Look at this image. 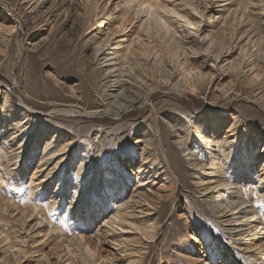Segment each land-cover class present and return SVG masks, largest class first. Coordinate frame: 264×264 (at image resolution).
<instances>
[{"label": "rangeland", "instance_id": "rangeland-1", "mask_svg": "<svg viewBox=\"0 0 264 264\" xmlns=\"http://www.w3.org/2000/svg\"><path fill=\"white\" fill-rule=\"evenodd\" d=\"M127 1L0 0V264H264V0ZM142 2L195 24L147 31Z\"/></svg>", "mask_w": 264, "mask_h": 264}, {"label": "bare ground", "instance_id": "bare-ground-1", "mask_svg": "<svg viewBox=\"0 0 264 264\" xmlns=\"http://www.w3.org/2000/svg\"><path fill=\"white\" fill-rule=\"evenodd\" d=\"M131 2H132V0H128L127 2H126V5L127 6H129L130 4H131ZM162 12V13H161ZM163 14H164V16L165 15H169V14H174L175 16L174 17H176L175 19L176 20H174V22H176V25L177 26H180L181 24L180 23H182V21H183V23H187L188 24V26H192V25H194L195 23L193 22V21H190V19L189 18H187V16L186 15H182V14H180V13H178V12H176L175 10H174V8H171V7H169L168 5H162L161 6V8H159L158 7V9L157 8H155L152 4H151V2H142V3H140V5L138 6V8H137V10L135 11V13H134V16L136 15V17H138L139 15H140V18H139V20H140V25L142 26V28H144L145 30H147V31H149V29H153V28H156V27H158V28H161V27H165V28H168L167 26H170L168 23H167V20L164 18V16H163ZM181 19H183V20H181ZM183 25V24H182ZM12 26L11 27H9V31L7 32V33H10L11 31H12ZM187 28H189V27H187ZM180 29H181V27H180ZM166 30H168V29H166ZM4 32V29H3V27L0 25V39L2 38L3 40H4V36L2 35V33ZM13 32V31H12ZM6 33V34H7ZM173 34L174 35H177V29H175L174 28V32H173ZM179 35V34H178ZM199 41L200 42H202V44L203 45H205V48H204V51L207 53V55H209V53H211V54H213V57H214V60L215 61H222V60H227V57L229 56L228 54L230 53H228L227 51V54L225 55L223 52H221L220 53V51L219 50H217L216 48H217V46H218V44H217V42H215L216 40L212 37V36H209V38L208 39H206V36H204V37H201L200 39H199ZM4 43H6V42H4ZM3 43V44H4ZM176 47V46H175ZM174 47V48H175ZM177 48H179V47H177ZM213 49H215L216 51L214 52V50ZM241 49H244V50H247V51H249V47H248V44L247 43H244L242 46H241ZM97 51H99V49H97ZM250 56H252L253 57V62H256V61H258V62H260V63H262V64H264V57H262V56H260L259 55V53H257V52H255V53H252V52H250ZM207 57V56H206ZM245 66H246V64H243L241 61H236V62H234V63H232V65L230 66V68H232L234 71H236L237 73H240L241 71H244V68H245ZM194 82V81H193ZM258 84V83H257ZM198 85V84H197ZM118 88H116V90H117ZM155 89V88H154ZM116 90H114V92L116 91ZM151 91L152 90H150V91H148L147 93H146V96L144 97V100L145 99H147L149 96H150V94H151ZM120 92H122V90H118L116 93H115V95L114 96H119V94L121 95V93ZM125 92V91H124ZM129 92V91H128ZM146 92V91H145ZM126 94H128V93H126ZM124 94L122 93V97H124L125 98V96H123ZM131 97V96H130ZM111 99V98H110ZM113 99H114V97H113ZM125 100V99H124ZM117 101V100H116ZM119 101H120V99H119ZM126 102V101H125ZM128 102V101H127ZM118 103V102H117ZM117 103L115 104V103H113V105L115 104V105H117ZM129 103V102H128ZM132 103V102H131ZM23 104H25V112H27V111H33L32 110V108L31 107H29V106H26V103L24 102ZM111 105V104H110ZM126 106L128 105V104H125ZM118 106H120V105H118ZM101 107H103V106H101ZM122 106H120L119 108H121ZM123 107H125V106H123ZM115 108V107H114ZM112 109V108H111ZM116 109V108H115ZM60 110H62V111H64V112H74L72 109H68V110H66V109H60ZM59 109L57 110V111H60ZM117 110H120V109H117ZM124 110V109H123ZM34 112V111H33ZM87 113H89V114H101V113H103L104 115H106V114H113V112H111L109 109H107V108H105V109H102V108H95V109H92V110H90V111H86ZM115 114H119V112H116ZM19 125V124H18ZM18 131V130H17ZM16 135V134H15ZM11 136V135H10ZM13 139H15V136H13V138H12V140ZM20 139V138H19ZM9 148H10V151H9V154H10V157L11 158H15L16 157V154L17 153H15L14 152V150H15V148L13 149V144H12V142H9ZM16 146V145H15ZM182 146H186V143H185V141H183L182 142ZM8 149V148H7ZM9 157V156H8ZM216 159V158H215ZM18 163V162H17ZM13 166V165H12ZM56 168V167H55ZM7 171V170H6ZM212 172H216L217 173V171L216 170H213ZM218 175H220L219 173H217ZM228 177V176H227ZM204 178H201L200 179V181L201 182H203L202 180H203ZM232 179V178H231ZM262 178H260L259 180H257V182L255 183V185H254V187L255 188H259L260 190H262L263 192H262V194H261V199L264 201V186H263V184L261 183L262 182ZM227 179L225 178H219V177H217V178H213V177H211L210 178V180L209 181H206V183H207V185H205V187H203V189H204V191H206V192H208L209 193V195H208V198L210 199V202H211V204L213 205V208H215L216 209V211H217V213H219L220 215H221V217L222 218H227V219H225L224 221H226V222H231L232 220L231 219H228V217H225V215H226V211L227 210H233L234 209V213H236V214H240V216H238L237 218H241L242 219V222L240 223L241 225H249L250 224V221L248 222V223H245V222H243L244 220L246 221L247 219H252V218H254V216H253V214H251L250 213V210H244V208H241L240 206L241 205H243V204H245L247 201H245V199L244 200H240V201H238V200H234V198L232 197V194L229 196V195H224V194H220L221 192H219V189L221 188V186L222 185H224V184H226L227 183ZM232 182V181H231ZM234 182V181H233ZM93 185V184H92ZM113 187H114V185H113ZM108 189V188H107ZM110 189V188H109ZM89 190V189H88ZM113 190V189H112ZM120 191V190H119ZM107 195H109V194H107ZM114 195V194H113ZM110 197H111V195H110ZM140 197H143V195L141 194L140 195ZM146 197V196H145ZM104 198V197H103ZM135 199V198H134ZM145 200H146V198H145ZM55 202V201H54ZM83 202V201H82ZM90 202V201H89ZM142 203H143V201H142ZM147 204H148V202H147ZM145 205V204H144ZM69 206H70V208H72V209H74V211H77L78 212V214H79V205L77 204V203H75V201L74 202H71L70 204H69ZM140 206V205H139ZM91 207V206H90ZM238 209V211H236L235 212V210H237ZM66 212H67V210H66ZM77 212H75L74 214H70V217H71V219H72V221L74 220V222H75V220H76V218H77ZM84 213V212H83ZM88 213V212H87ZM234 213H231V214H234ZM80 215V214H79ZM258 216H260V215H258ZM220 217V216H219ZM234 217V216H233ZM87 218V217H86ZM229 218H231V217H229ZM240 219V220H241ZM257 224V223H256ZM259 226V224L258 225H255V227H258ZM264 228V227H263ZM83 238V237H82ZM81 239V238H80ZM79 239V240H80ZM83 240V239H82ZM77 241V240H76ZM240 241V240H239ZM246 243V242H245ZM78 245H79V243H77ZM77 245V246H78ZM81 245V244H80ZM73 246V245H72ZM76 247V246H75ZM235 247V246H234ZM238 248L239 249H245V248H242V242H240V243H238ZM77 252V251H76ZM231 261V260H230ZM70 262V261H69ZM71 263V262H70Z\"/></svg>", "mask_w": 264, "mask_h": 264}]
</instances>
